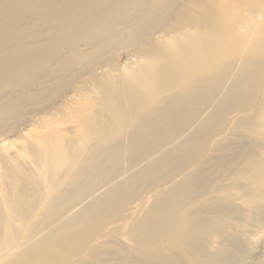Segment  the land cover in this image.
I'll use <instances>...</instances> for the list:
<instances>
[{
    "label": "bare ground",
    "instance_id": "bare-ground-1",
    "mask_svg": "<svg viewBox=\"0 0 264 264\" xmlns=\"http://www.w3.org/2000/svg\"><path fill=\"white\" fill-rule=\"evenodd\" d=\"M177 2L0 0V264L96 256L92 241L120 215L103 212L135 189L125 173L178 141L177 152L140 170L169 178L196 156L193 140L222 129L229 113L264 142V0H188L180 11ZM37 15L60 32L42 38L28 25ZM173 15L171 36L146 41ZM122 45L139 54L121 68L98 66ZM259 147L242 165L226 151L159 193L112 264L245 261L244 226L264 236Z\"/></svg>",
    "mask_w": 264,
    "mask_h": 264
},
{
    "label": "rangeland",
    "instance_id": "rangeland-1",
    "mask_svg": "<svg viewBox=\"0 0 264 264\" xmlns=\"http://www.w3.org/2000/svg\"><path fill=\"white\" fill-rule=\"evenodd\" d=\"M187 2L188 0H178V10L180 11L187 7ZM175 16L176 15H173L170 19L159 20L155 29H151L150 33H148L145 37L146 41L153 40V38L159 34L166 37L171 36V25L174 22ZM30 24H32V29L36 30L42 38L46 37L47 32H51L52 34L60 32L56 22H49L43 18L42 15L34 16V18L28 22V25ZM89 47L91 48V46H82V48H87V51L90 50ZM110 53L109 57L106 58L102 64H98V66L102 65L113 69L121 68L134 58V54H139L134 52V49L127 47L126 45L119 46ZM85 78V75L84 77H80L75 81L74 85L80 86L81 81ZM68 92L71 91L68 90ZM66 95L67 94L60 95L56 98L54 97L51 101L53 104L52 106L60 104L65 99ZM55 102H57V104H54ZM48 108L49 107H47V109ZM51 110L53 111V109ZM213 110L214 108L210 107L204 112L203 117L209 116ZM240 117V115L233 112L229 113L224 118V127L222 129H218L216 126L209 135L196 137L192 143V146L198 149L196 156L191 159L186 166L184 165L180 169H177V171L167 179L141 178L140 170L153 159L166 157L177 152L178 141L162 145L153 158L146 159L140 164V166L131 168L127 171L121 180L125 178H132V180L136 181L135 189L130 195L121 201L119 206L113 205L103 212L104 214L111 215L116 211V209H119L120 215L106 224L98 237L92 241L91 245H99L98 247H101L99 252L96 253V256L94 257H88V255L85 254L86 256L84 255L83 257L74 258L73 264H112L113 259L121 257L123 251L120 245L133 244L127 238L130 225L135 220L142 218L145 215L146 211L152 206L159 193L165 194L174 184L181 181L184 176L194 171L196 168L206 166V163H212L215 158L225 155L226 151L230 153L228 155V160H233L240 165L248 163L249 160H251L247 157V152L250 148H258L260 145L261 147H259V150L262 149V152L264 153V142H262V140L253 138L244 130L243 127L236 126ZM214 123V125H217L219 123L218 119L214 120ZM194 133L193 129H191L185 134V136H191ZM22 134H24V131H22ZM15 137L16 136H11L10 138H13L14 140ZM15 147L19 148L20 144H16ZM184 154L186 153H180L181 156ZM216 184L217 182L215 181V183H212L211 185L214 187ZM233 230V228L228 229V231ZM259 231V228L252 224L244 226L243 243L246 249L247 257L245 258V261L241 262V264H257V259L259 263V259H261L263 254H261V252L258 253L253 251V249H260L256 247V241L259 240L261 242L262 238H264L263 234H260L261 236H256V233ZM216 244L217 243H215V246L218 247ZM262 244L264 245V241ZM216 247H212L210 250L212 252H216Z\"/></svg>",
    "mask_w": 264,
    "mask_h": 264
}]
</instances>
